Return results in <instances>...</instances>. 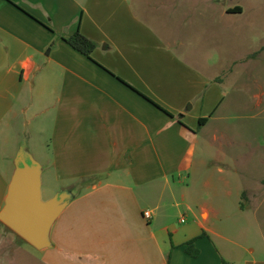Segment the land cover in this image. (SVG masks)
I'll list each match as a JSON object with an SVG mask.
<instances>
[{
    "label": "crops",
    "instance_id": "crops-1",
    "mask_svg": "<svg viewBox=\"0 0 264 264\" xmlns=\"http://www.w3.org/2000/svg\"><path fill=\"white\" fill-rule=\"evenodd\" d=\"M78 31L91 58L66 42ZM246 37L260 45L242 65L264 67V0H0V214L18 160H43L48 201L69 198L50 264H264L261 227L259 243L223 231L252 198L264 209V176L227 160L218 130L211 159L202 145L231 118L229 48Z\"/></svg>",
    "mask_w": 264,
    "mask_h": 264
},
{
    "label": "rangeland",
    "instance_id": "rangeland-1",
    "mask_svg": "<svg viewBox=\"0 0 264 264\" xmlns=\"http://www.w3.org/2000/svg\"><path fill=\"white\" fill-rule=\"evenodd\" d=\"M245 6L251 9L250 12L257 8L251 4ZM247 40V37L236 38L232 51L229 48V54L233 56L236 64L235 75L228 83L229 94L225 97L221 110L228 109L231 118L227 121H219L217 124L211 123L205 131L207 135L202 139V145L205 149V143L209 142L210 138L215 135V130H218L220 133L216 144L224 146L227 160H249L247 170L243 173L264 176V67L261 61L252 63L248 69L242 65L249 55L253 57L255 47L260 45L256 37H249L250 43ZM222 50L220 49V53L223 54ZM214 150L206 148L204 156L211 159ZM191 159L194 160V151L189 157V160ZM37 161L43 162V160ZM189 182L194 187V181ZM248 183L255 184L253 181ZM53 188V183L46 184L42 188L44 201H48L52 197ZM260 193L263 192L260 191ZM258 200L259 196L251 199L252 206L246 213L241 214L237 211L234 214L231 213L236 227L223 230L242 244L259 243V227L264 234V209L257 216L252 212ZM193 205H196L195 202ZM225 227L227 228V226ZM7 230L0 227V231L7 233ZM11 234L9 240L0 237V253L2 255L0 264H50V257L47 256L49 254L43 253L28 242L21 240L14 233ZM217 243L221 247V242L217 241ZM236 251L239 255H235V257L241 259L244 256L243 251L240 249H236Z\"/></svg>",
    "mask_w": 264,
    "mask_h": 264
},
{
    "label": "water",
    "instance_id": "water-1",
    "mask_svg": "<svg viewBox=\"0 0 264 264\" xmlns=\"http://www.w3.org/2000/svg\"><path fill=\"white\" fill-rule=\"evenodd\" d=\"M68 202L65 194L43 201L42 166L35 160L20 158L0 220L30 245L45 250L51 246L52 227Z\"/></svg>",
    "mask_w": 264,
    "mask_h": 264
},
{
    "label": "trees",
    "instance_id": "trees-1",
    "mask_svg": "<svg viewBox=\"0 0 264 264\" xmlns=\"http://www.w3.org/2000/svg\"><path fill=\"white\" fill-rule=\"evenodd\" d=\"M66 42L88 58L92 57V54L97 48V44L91 39L87 38L84 34H82L81 31H78L75 35L66 39ZM203 121L205 122L206 120H202L201 125L203 124ZM20 239L22 238L20 237ZM195 244L196 240L191 241L188 244L186 251L192 257L197 258L200 255V251L196 248ZM223 264L227 263L223 262Z\"/></svg>",
    "mask_w": 264,
    "mask_h": 264
},
{
    "label": "built area",
    "instance_id": "built-area-1",
    "mask_svg": "<svg viewBox=\"0 0 264 264\" xmlns=\"http://www.w3.org/2000/svg\"><path fill=\"white\" fill-rule=\"evenodd\" d=\"M152 217H153L152 212H150V211L145 212V218H146L147 220L152 219Z\"/></svg>",
    "mask_w": 264,
    "mask_h": 264
}]
</instances>
